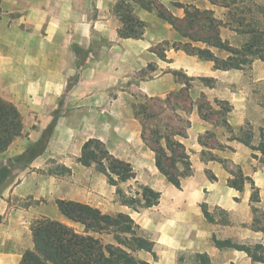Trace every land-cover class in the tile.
<instances>
[{
	"label": "crops",
	"instance_id": "crops-1",
	"mask_svg": "<svg viewBox=\"0 0 264 264\" xmlns=\"http://www.w3.org/2000/svg\"><path fill=\"white\" fill-rule=\"evenodd\" d=\"M24 1L14 21L0 18V96L22 118V133L0 152V167L37 141L54 115L56 120L43 152L13 166L2 179L0 264H19L23 252L33 248L31 226L38 218L83 230L61 213L58 199L128 214L150 242V250L135 252L149 264H264L246 251L264 247V231L253 225L254 207L264 212V158L257 148L264 133V60L255 58L244 68H214L212 61L174 49L178 33L136 3L133 12L147 25L140 38L119 36L120 20L113 10L118 0ZM156 1L175 16L183 15L172 0ZM167 43L165 58H160L155 47ZM150 64L154 67L148 69ZM178 68L188 76L215 80L213 86L199 82L188 89L193 105L183 116L189 126L185 136L176 138L189 153L192 173L180 187L158 170L132 107L135 92L165 97L182 88L173 75ZM144 70L150 76L138 77ZM202 94L211 104L216 99L230 106L225 123L216 115L200 116ZM207 131L213 133V147L199 142ZM89 138L101 140L110 153L129 162L134 177L116 186L104 173L83 165L79 156ZM204 151L214 157L206 158ZM237 171L246 177L241 189L229 182ZM139 186L158 192V202L133 208L119 200L117 187L135 196ZM214 239L229 246H217Z\"/></svg>",
	"mask_w": 264,
	"mask_h": 264
},
{
	"label": "trees",
	"instance_id": "trees-1",
	"mask_svg": "<svg viewBox=\"0 0 264 264\" xmlns=\"http://www.w3.org/2000/svg\"><path fill=\"white\" fill-rule=\"evenodd\" d=\"M204 2L212 7H206ZM240 0H172L173 6L183 9L182 16H175L166 6L156 0H118L114 5V12L120 20L118 34L120 37H142L147 25L133 12L132 4L136 3L142 8L154 11L160 18L168 22L178 33L180 40L173 41L171 46L180 49L186 54L193 55L202 60L213 62L214 68L232 69L244 68L255 58L264 60V28L257 22H251L246 9L238 6ZM222 10V15H217L216 10ZM3 9L0 0V15ZM228 29L240 35L249 36L240 45L232 44L229 39L222 37V30ZM226 52V57H219L216 52ZM160 58H165L164 49L157 51ZM177 70H173L176 81L184 86L176 91L169 92L165 97H147L140 103L132 105L134 115L140 119L141 136L144 142L154 151L155 164L158 170L169 182L180 187L182 178L191 175L192 167L190 156L184 144L176 137L185 136L189 120L179 113H189L193 102L188 89L190 80H199L206 86L214 85V78L208 76L192 77L184 75L179 79ZM184 94L182 99L186 104L172 100L176 94ZM200 99L211 108V103L202 94ZM158 101L165 108L172 111V117L162 119L158 114L163 110L154 111L150 101ZM220 105L216 111L212 110L221 122L225 123V115L230 106L223 101L214 100ZM197 109L204 119H214L209 113H203V106L197 102ZM56 115L45 127L37 141L29 145L22 153L10 158L0 167V180L7 175L13 166L25 165L35 156L42 153L46 147ZM154 120V123L150 121ZM22 133V118L16 106L0 96V152L7 148L12 140ZM213 133L205 132L199 136V142L207 147H213L210 142ZM240 138V137H238ZM249 142L246 138H240ZM264 158V133L257 146ZM206 158H213L211 152H203ZM79 161L85 166H93L96 171L104 173L110 184L118 185L134 177V171L129 162L122 160L106 148L105 144L97 138L84 141ZM234 179L229 182L238 189L246 177L239 171ZM119 200L133 208L152 206L158 202L160 194L148 186H139L136 195L126 194L117 187ZM256 194L252 200H256ZM58 208L68 219L83 225L81 232L60 221L47 217L36 219L31 226L34 246L23 252L19 264H149L139 259L137 250H150L148 239L139 233V227L134 220L125 213L108 214L86 203L72 200H57ZM202 211L210 218L204 204ZM253 225L264 231V212L254 207ZM217 246L227 245L228 241L215 240ZM253 259L264 261V247L256 245L253 249L246 248ZM203 262H208L204 256Z\"/></svg>",
	"mask_w": 264,
	"mask_h": 264
},
{
	"label": "rangeland",
	"instance_id": "rangeland-1",
	"mask_svg": "<svg viewBox=\"0 0 264 264\" xmlns=\"http://www.w3.org/2000/svg\"><path fill=\"white\" fill-rule=\"evenodd\" d=\"M1 5H2V9L3 12L0 15V18H3L5 22L7 23H11L12 21H14L16 18H18V16H20L22 14L23 8L26 5V2L24 0H1ZM238 6L241 7L242 10L246 9V13L250 16V21L253 22H257L258 24H260V27L264 28V0H240V2L238 3ZM217 15H222V10L217 9L216 11ZM222 36L225 38H228L229 41L232 44H238L240 45L242 42H244L246 39H248L249 36L247 35H240V34H235L232 33L231 31H228L226 29L222 30ZM180 40V39H178ZM170 45V43L167 44H159L155 47V50L157 51H162L163 49H165L166 47H168ZM264 55V53H263ZM154 66L152 64H150L148 66V69L153 68ZM177 70L179 73L177 75V77L179 79H184L186 81V79L184 78V75H188L186 73V69L183 68H178V69H174ZM138 77H142L145 78L147 76H150L149 74V70H144L141 73H138L137 75ZM200 81L199 80H190L189 83L190 85H194V84H198ZM201 84H203L202 82H200ZM178 90V89H176ZM174 90V91H176ZM182 96H184V94H180L178 92H176V94L172 97L171 101L173 100H177L180 101L184 104H186V102L182 99ZM163 98V97H161ZM145 96L135 92L134 94V101L136 103H140L142 101H144ZM202 106H203V113H210L211 117H215V113H213L212 110L216 111L215 108V104L212 103L210 106L212 108V110L208 107V105L206 104V102H204L203 100H201L200 98L198 99ZM150 105L152 110L154 111H158L160 108H163V110L158 114V116H160L162 119L165 118V116H169L172 117L173 113L171 110H169L168 108L164 107V104L159 103L158 101H150ZM187 105V104H186ZM179 113L183 116V112ZM151 123H154V120L150 121ZM210 142L213 143V140L210 139ZM12 168H10L8 170L7 173H12L11 171ZM6 178V176H4ZM3 177V179H4ZM2 180H0V189L2 186Z\"/></svg>",
	"mask_w": 264,
	"mask_h": 264
}]
</instances>
